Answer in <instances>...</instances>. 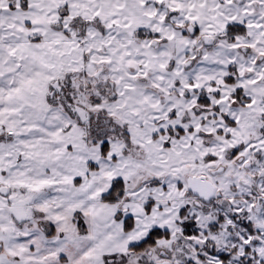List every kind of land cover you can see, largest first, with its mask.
I'll list each match as a JSON object with an SVG mask.
<instances>
[{
	"label": "snow or ice",
	"instance_id": "1",
	"mask_svg": "<svg viewBox=\"0 0 264 264\" xmlns=\"http://www.w3.org/2000/svg\"><path fill=\"white\" fill-rule=\"evenodd\" d=\"M0 264H264V0H0Z\"/></svg>",
	"mask_w": 264,
	"mask_h": 264
}]
</instances>
